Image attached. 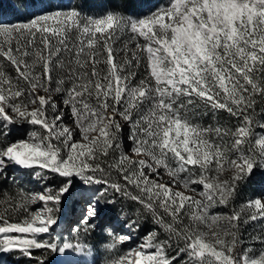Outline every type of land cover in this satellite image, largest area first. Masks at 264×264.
<instances>
[{
  "label": "snow or ice",
  "instance_id": "obj_1",
  "mask_svg": "<svg viewBox=\"0 0 264 264\" xmlns=\"http://www.w3.org/2000/svg\"><path fill=\"white\" fill-rule=\"evenodd\" d=\"M169 5L136 19L113 14L102 19L81 18L76 11H54L34 15L27 22L0 25V38L4 41L0 44V56L17 73L14 83L0 68V122L4 128L29 123L47 130L43 138L33 135L31 140L0 145V175L13 166L39 167L64 178L56 189H45L27 198L21 196L53 207L30 213L21 223L0 219V252L18 250L35 258L33 249H49L65 255V264H83L75 259V253L85 251L83 244L49 242L37 236L49 233L58 224L55 213L61 198L71 194L76 181L85 192L92 185H103L88 197L80 221L85 233L94 229L100 197L107 189L127 194L119 182L109 183L110 172L102 166L106 165L108 169L115 168L126 185L139 189L145 198L133 199L156 217V223L170 239L175 236L183 241L184 246L178 247V253L188 257L183 264H264V252L256 257L245 251L238 259L234 258L235 235L221 233L217 227L221 219L234 226L246 209L248 220L264 219V200L252 199L239 210L233 209L228 217L211 214L217 204L229 203L237 181L250 176L257 166L264 167V134L254 133L252 120L245 114L255 103L254 94L264 96L261 87L264 81L258 83L253 79L257 73L264 74V0H169ZM125 29L133 34L135 50H129L126 44L121 50L123 58L117 60L110 41ZM73 30L78 34L75 43L67 39ZM138 37L147 42L143 46L147 76L133 85L135 71L125 74V70L133 68L134 60L135 66H139L137 53L142 46ZM62 53L75 56V64L79 66V71H72L73 61L68 60L71 87L65 90L64 104L75 118L80 139L74 138L73 129L57 125L62 113L52 119L46 115V106L57 108L48 85L52 68L65 67L64 59L60 58ZM101 63L106 67L103 75L97 70ZM38 66L41 71L34 75ZM20 80L28 84L27 104L19 99L25 96ZM64 83L59 80L55 91H61ZM38 88L45 94L39 95ZM221 92L224 102L219 98ZM182 97L188 105L198 98L213 109H226L232 115L242 116L241 126L231 133L230 150L236 158L227 160L234 170L230 180L219 178L227 150L208 138L211 133L221 138L222 130L200 128L182 117L180 109L185 107L180 102ZM28 105L35 107L29 111ZM142 105L147 108L146 113ZM134 115L139 118L134 119ZM117 116L139 129V137L135 132L129 137L132 152L146 158L132 160L120 151L118 159L107 162L109 153L120 149L121 125ZM246 145L247 154L243 150ZM161 168L172 178L173 185L181 184L195 195L174 191L169 184L149 178V174L158 177ZM190 169H198L199 175ZM213 172L216 175H209ZM181 173L188 175L181 179ZM192 185H200L203 191L196 193ZM157 209H163L171 222H165ZM200 225L209 232L199 231ZM229 235L230 243L224 238ZM130 238L121 236L116 242ZM168 247L167 242L157 241L155 233H149L138 249L112 264H175L179 257H169ZM38 264L47 261L38 259Z\"/></svg>",
  "mask_w": 264,
  "mask_h": 264
},
{
  "label": "rangeland",
  "instance_id": "obj_2",
  "mask_svg": "<svg viewBox=\"0 0 264 264\" xmlns=\"http://www.w3.org/2000/svg\"><path fill=\"white\" fill-rule=\"evenodd\" d=\"M169 0H0V25H11L14 23L27 22L34 15L48 14L54 11H76L80 14L81 18L89 17L92 19H102L106 15L113 14L121 16L125 19L144 18L147 15L159 10L161 7H169ZM100 34H97L99 37ZM132 33L125 29L122 33L117 32L112 38L110 43L114 49V56L117 60L123 58V51H121L127 44L129 50H135V42L131 40ZM69 41L75 43L78 39V34L75 30L67 37ZM141 50L138 51L139 66L146 65V51L143 46L147 43L143 37H138ZM14 43V42H13ZM0 44H4L2 38H0ZM71 47V44L69 45ZM155 46V45H153ZM97 48H100V42L97 44ZM83 59V57H81ZM102 58V57H101ZM129 58H131L129 56ZM75 56L73 60L75 62ZM31 58H28V63H31ZM100 65V64H99ZM97 66V70L101 74H105L106 67ZM139 66H135V60L133 61V68L125 70L135 71L136 75L132 80V84L135 85L141 79L147 76L146 68L140 70ZM0 68L4 73L16 82L17 73L13 65L8 62L4 57L0 56ZM39 66L36 68L34 75L40 72ZM256 80L255 77H253ZM257 81V80H256ZM154 83V81L152 82ZM243 83V81H241ZM20 86L25 89V96L19 98L23 103L27 104L28 84L26 81L20 80ZM58 82L51 79L49 87V94L52 97V102L57 105L55 110L50 106H46V115L49 119L54 118L56 115L63 114L62 119L57 122V125H63L70 129H73V136L75 139H80L78 136V129L75 125V118L72 115L68 105L64 104V100L67 99L66 89L68 87L61 86L62 90L57 92ZM246 87H248L246 85ZM250 91V88H249ZM39 95H44L43 89H37ZM223 92L220 93V100H223ZM93 104L95 101H91ZM111 102V101H109ZM181 103L185 104V107L180 109L182 117L187 119L193 125H198L200 128H220L222 130V137L217 138L214 133L209 135V139L215 143L221 144L222 147L227 150V158L223 161L224 170L219 174L221 180L228 179L234 175V170L228 165L227 160L235 159L236 155L230 150L233 138L231 133L235 129L241 126L243 119L242 116H236L237 122L234 127L228 128L225 124L221 109H213L210 105H205L198 98H194L193 104L188 105L186 98H181ZM229 106H232L235 110V106L228 101ZM29 111L32 110L34 105H28ZM142 110L146 113L147 108L141 106ZM122 110V108H121ZM226 110V109H225ZM227 111V110H226ZM229 113V112H228ZM231 114V113H230ZM250 118L248 111L246 113ZM232 115V114H231ZM260 116H264V108L260 111ZM134 115V119H138ZM116 119L120 122L121 130L118 133L120 149L116 152H110L109 158H105L108 163L112 162V159H118L120 151H123L132 160H139L146 158L143 155L137 156L132 152L133 142L129 139L135 132L138 137L140 136L139 129L133 125L122 120L119 116ZM252 120V118H251ZM264 122V121H263ZM260 125H264L261 123ZM254 133L264 134V128L255 127L252 122ZM0 130L7 135L8 143L19 142L21 140H31L33 135L36 137H46L47 130L43 129L40 125H32L24 123L16 126H9L4 128L3 122H0ZM53 143H56L53 141ZM248 146H244L243 150L247 154ZM259 149L257 148V151ZM170 163L175 167V163L170 160ZM105 170L110 172L107 177L109 183L119 182L122 187L126 189L125 192H116L112 188H108L106 193L100 197L101 205L99 208V215L94 221L95 227L91 231L85 233L83 225L80 221L83 217L88 197L103 187V185H92L91 188L85 192L83 186L76 181L75 187L71 190L70 195H65L61 198V202L58 206V211L55 213L58 218V224L50 229L49 233L39 234L37 239L47 240L49 242L56 241L62 243L69 241L72 243H81L85 246L84 252L75 253V259L82 261L83 264H112L114 260H118L138 247L144 242L145 237L149 233H155L157 241H165L170 247L166 248V253L169 257L178 256L175 264H183V261L188 260V257L183 253H178V247H183V241L177 240L175 236L169 238V234L156 223V217L139 203L138 200H134L133 197L140 196L145 198L135 186L125 184L122 176L117 172L115 168L108 169L106 165ZM199 175L198 169H190ZM147 173V169H145ZM99 175V174H97ZM188 173H181V179H184ZM209 175H216L215 172L209 173ZM1 178L6 180L8 191L12 190L14 193L8 194L7 201L14 202L22 207L20 211L12 210L6 215L0 214V219L7 220L8 223H21L23 220L29 217L30 213L45 207H53L52 204L45 205L43 202L35 201L30 202L27 199H22L21 196L31 197L32 195L41 194L45 189H56L63 181V177L58 176L47 170H42L39 167L35 169H24L21 167L13 166L11 170L0 175ZM150 179H156L157 182L169 184L173 187L174 191H185L186 195H195L190 191L183 188L181 184L173 185L171 183V177L164 171L159 170V176L149 174ZM195 178V177H193ZM22 187H18V184ZM191 187L196 189V193L203 191L200 185H192ZM197 198L199 196L197 195ZM260 198L264 200V167L257 166L254 168L253 173L236 182L233 195L229 199L227 205L217 204L212 210V215H218L220 217H228L232 215L233 209L239 210L250 200ZM160 216H162L165 222H171V218L164 213L163 209H157ZM247 209L241 214V218L235 225H230L226 219H221L218 222V229L221 233L228 232L234 234L236 238L235 247L232 250L234 258H239L248 251L250 256L258 257L261 252H264V219H258L256 221L248 220ZM12 219H20V221H12ZM187 223V218H185ZM199 231L209 232V230L203 226H199ZM11 235H17L12 233ZM121 236H130L131 238L123 242L119 241ZM31 238V237H29ZM227 242H231L232 236L224 237ZM209 239L211 234L209 233ZM219 250V249H218ZM151 251H154L151 250ZM33 257L29 258L22 253L0 252V264H38V259H44L47 264H65L66 256L52 252L49 249H33ZM18 256V257H17ZM19 259H22L19 260ZM36 261V262H35Z\"/></svg>",
  "mask_w": 264,
  "mask_h": 264
},
{
  "label": "trees",
  "instance_id": "obj_3",
  "mask_svg": "<svg viewBox=\"0 0 264 264\" xmlns=\"http://www.w3.org/2000/svg\"><path fill=\"white\" fill-rule=\"evenodd\" d=\"M60 58L64 59L65 67L62 68L58 65L54 66L52 68L51 77L53 80H56L57 82H59V80L63 79L65 81V83L62 86L69 88V87H71V83L68 79V77L70 75V70L67 67L68 60L71 59L73 61L72 69H71L72 71H79V66L75 64V62L73 60V56L68 57L62 53V56ZM54 64H55V60H54ZM99 66L104 67V64L101 63ZM139 68H140V70L142 68H146L145 64L140 65ZM254 77L256 78L258 83L261 81H264V74L257 73L256 76H254ZM261 87H264V83H261ZM254 100H255V103H254L253 107L247 109V111L252 118L253 125L255 127H259L261 123H264L263 122L264 116H260V111H262L264 108V96L260 95L259 93H256V94H254ZM220 114L222 115V118L224 119L225 124L227 125L228 128L234 127V124L238 120V119H236L237 117L231 115L225 109H221ZM7 141H8L7 135L4 134L0 130V145H2L4 142H7ZM8 187H9V185H7L6 180L0 177V214H3V215H6L7 213L9 214V212H11L12 210H16L18 208L19 209L17 210V212L22 209V207H19L18 204L16 203L17 201H14V202L7 201L8 194L14 193V191H12V190L8 191ZM18 187L21 188L22 185H20V183H19ZM12 221L17 222V221H20V219H12ZM14 251L18 252V256H21V255H19V254H21L20 251H18V250H14ZM19 260L22 261V259H19Z\"/></svg>",
  "mask_w": 264,
  "mask_h": 264
}]
</instances>
